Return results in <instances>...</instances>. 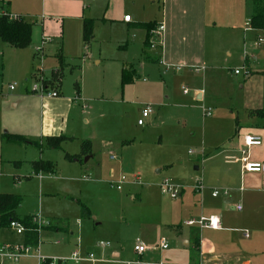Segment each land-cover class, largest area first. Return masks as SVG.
I'll return each mask as SVG.
<instances>
[{"label":"rangeland","instance_id":"374dc122","mask_svg":"<svg viewBox=\"0 0 264 264\" xmlns=\"http://www.w3.org/2000/svg\"><path fill=\"white\" fill-rule=\"evenodd\" d=\"M119 1L123 3L124 0ZM105 2L100 0V16L107 6ZM40 9V3L35 1L30 16H38ZM2 13L0 11V15ZM125 16L134 18L130 10ZM26 21L34 24V37L39 41L36 47L32 49L30 44L15 50L0 41V193L20 197L19 215L39 214L43 220L51 222L52 227L61 226L63 231L55 236L49 230L41 231L42 253L58 254L60 247L53 243H66L70 232H74L75 239L79 231L77 220L81 222L80 233L85 241L98 242L100 237L110 235L107 230L115 227L125 248H133L136 243L154 248L160 240L157 232L161 230L154 233L146 227L159 222L158 214L175 204L161 194V183L168 181L185 192L190 191L191 195L194 193L195 201L203 193L196 191L200 181L203 189L225 191L215 184L216 164L225 163L230 156L224 152L226 145L231 140L237 143V135L240 137L253 127L255 118L249 113L262 106V84H245L251 74L246 76L238 61L232 60L223 66L224 70L211 72L212 82L203 83L202 74L188 73L186 67L179 73L175 71L177 66L183 65L163 70L156 63L146 62L140 44L131 41L126 26L116 19L107 24L92 21L93 39L89 50L94 58H90L89 51V57L79 62V74L64 71L61 91L62 96L71 97L69 101H72L74 83L81 77L79 86L83 82L91 101L74 104L73 114L79 128L83 127L82 136L96 132L100 147L98 144L92 146L88 163L84 162L88 157H82V163L74 164L67 156H80L78 143L62 142L58 149H51L44 139L28 146L33 139L26 142V137L19 135L26 129L32 135L37 133L38 116L27 101H12L11 96L18 97L29 86L26 95L37 97L30 92L34 82L48 87L59 78L57 73L50 81L43 80L41 74L38 76L36 69L48 66L44 67L43 60L36 59L35 49L42 39L49 43L52 39L41 35L39 19L30 17ZM127 43L129 48H126ZM259 49L263 51L260 58L264 71V47ZM83 53L82 48L77 58ZM85 62L87 66L82 74ZM118 63H125L132 77L129 85L133 86L126 95L125 104L120 101L123 90L113 77V67ZM234 70H239L240 74L235 75ZM10 86H14V91H9ZM203 91L204 100H195V95ZM147 107L151 114L144 126L139 127L138 118ZM202 108H210L211 117L204 118ZM48 129L55 131L51 120ZM18 137L22 140H16ZM129 141L130 144L123 145ZM103 144L111 145L114 162H109L103 153ZM39 160L50 162L55 171L51 176L44 174L40 183L31 170V163ZM99 161L100 176L96 172ZM83 176L89 181H84ZM136 179L139 184H127ZM120 180L125 183L120 191L110 188V182ZM82 205L88 209L90 217L81 216ZM46 232L49 235L42 234ZM2 236L18 238L6 229L0 231V241ZM148 242L153 244L147 245ZM257 264L262 263L258 260Z\"/></svg>","mask_w":264,"mask_h":264},{"label":"crops","instance_id":"0c3cea01","mask_svg":"<svg viewBox=\"0 0 264 264\" xmlns=\"http://www.w3.org/2000/svg\"><path fill=\"white\" fill-rule=\"evenodd\" d=\"M35 1L40 3L41 9L40 12H37L38 16H30ZM105 3L107 6L100 16V0H0V11L8 13L10 16H18L25 21L30 17L39 19L41 35L51 37L52 41L45 44L42 53L36 56L40 62L43 60L44 67H48L37 68L36 71L38 76L41 74L42 79L48 81L52 80L54 72L59 75L57 81L47 85V90H57V98L28 96L26 94L29 93V86L25 88L26 93L24 91L18 97L11 96L12 101H27L30 106L35 108V116H38L37 133L33 132L32 135L28 129L19 132V135L26 137V142L28 139L29 141L33 139V141L31 140L33 143L30 142L28 146L37 144L44 139L59 137L65 138V143L76 142L79 144L80 156L78 154L71 156L74 164L82 163V157H88L86 162L88 163L91 158L92 146L98 144L100 147V142L96 141V132H85L86 134L82 136L83 127L79 128V122H76V116L73 114L74 104L81 105L91 101L85 92L83 82L79 86L81 77L74 83V88L76 85L78 92L75 89L72 101H69L71 97L62 96L61 91V79L64 71H68L70 74L75 72L79 74L81 73L79 62H84L89 54L91 59L94 58L90 51L93 38L91 37L88 44H84L82 38L85 20L107 24L116 19L117 22L126 26L131 41L137 43L138 46L140 44L142 57L146 62L156 63L163 70L169 66L183 65V71L186 67L188 73L202 74L203 83L212 82L211 72L224 70L226 67L223 66L232 60L238 61L243 71L247 72L248 76L251 74L245 84L247 82L262 84L263 98L262 74L264 71L260 58L263 51L256 46V40L263 36L264 31L254 30L250 27L253 0H124L123 3H120L119 0H106ZM127 10H130L134 17H130L129 22L123 20L124 17H127L125 16ZM29 24L32 26L30 46L33 49L39 41L34 37V24ZM144 24H154L155 27L163 26L160 48H146L147 33L137 28L138 25ZM82 48L84 53L81 58H77L82 52ZM126 48H129L128 43ZM60 59L63 64L62 68ZM124 65L125 63H118L113 67V77L119 85V89H121L122 71L128 68ZM86 66L87 62L83 65L82 74H85ZM193 68L198 71L192 70ZM173 73L176 74V72ZM142 82L144 83L145 80ZM98 85L100 84L98 83ZM131 86L133 84L125 85L121 89L123 90L120 97L121 103L125 104L126 95L130 92ZM204 97L205 92L203 91V93H197L194 99L202 102ZM94 100L92 99V101ZM85 108L86 106H84ZM256 110L249 113L250 117L255 118H253L255 120L253 127L247 129L242 136L237 135V143L231 140L226 145L227 150L224 152L230 155L227 157L240 159L244 137L254 136L261 139V145L251 148L248 158L251 162L264 163V118L256 117L254 115ZM49 120L52 121L55 131L48 129ZM83 142L89 143L85 146V150ZM130 143V141L123 142V145ZM38 145L40 146V144ZM102 151L108 157L109 162L116 160L110 144H103ZM14 164L19 166L18 163ZM216 169L215 184L219 189H225L227 195L212 198L213 189L209 191L207 188L202 190L203 193L200 194L199 200L195 201V194L191 195L190 191L185 192L183 189L177 199H172L175 204L158 214L159 222L146 227L153 230L154 233L158 229L161 230V232H157L160 240L154 248L147 247L149 249L142 255H137L131 246L129 249L124 247L123 239L115 227L107 228L110 235L100 237V242H96L97 240L85 241L80 233L82 227L79 220L76 221L79 231L75 239H73L74 232H70L66 243L63 244L59 241L53 243L54 246L60 247L58 254L57 252L54 254L42 253L39 242L41 231L49 230L52 232V236L63 231L61 226L52 227L51 222L46 220L49 222V226L42 228L39 232V241L36 247L38 253H32V261L30 258H24L18 264H38L37 254L44 259H56L70 257L75 252H79L82 257L91 254L96 261L79 263L70 261L66 264H257L258 260L264 264V177L260 174L243 173L239 162L225 161L221 165L216 164ZM197 170L196 168L195 171ZM96 172L100 176V161ZM44 174L52 175V173L42 172L34 174L32 171V175L39 183L43 180ZM207 191L210 193L209 196L206 195ZM5 194L7 193H0V195ZM132 198L135 197L132 196ZM237 207H240V210ZM19 216L23 217L24 215ZM202 217H217L221 229L214 231L200 229L196 225H185L187 221L198 220ZM3 230L0 229V231ZM6 230L14 234L9 229ZM42 234L49 235L48 232ZM16 236L18 238L2 236L0 248L7 245H22L23 236ZM161 242L167 244V250L161 251L157 248ZM99 243L109 245L99 247ZM151 244L153 243H147V245Z\"/></svg>","mask_w":264,"mask_h":264},{"label":"built area","instance_id":"2783aa9c","mask_svg":"<svg viewBox=\"0 0 264 264\" xmlns=\"http://www.w3.org/2000/svg\"><path fill=\"white\" fill-rule=\"evenodd\" d=\"M9 20L16 21L20 19L18 16H10ZM125 22H129V17H124ZM249 25V24H248ZM163 32V26L158 25L155 27V30L152 31V35L158 36L154 38L152 36V39L150 40V48H156L162 46V35ZM48 41L43 39L41 41V45L35 49V56H39L42 53L43 46L47 44ZM256 46L258 47H264V34L262 37H259L256 40ZM183 69V66H177L175 68L176 72H180ZM192 70L198 71V69L193 68ZM233 73L235 75H239V70H234ZM244 74L248 76V73L244 71ZM10 91L14 90V86L9 87ZM30 92L40 98L48 97V98H57L58 92L57 90H47V87H42L41 83H34L31 87ZM184 93H187V89H184ZM151 114V109L149 107L142 110V113L140 115V118L137 121V125L139 127H143L145 124V119L149 117ZM202 115L204 118L211 117V110L209 108L205 109L202 108ZM261 145V139L259 137L254 136H246L243 139V150L241 152L242 157L240 159H236L234 157H227V162H239L241 164V170L243 173H249V174H260L264 177V163L259 162H251L248 158L249 150L254 147H259ZM82 179L84 181H88L89 178L86 176H83ZM130 184H139L137 179L132 182H128ZM127 183V184H128ZM124 181H117V182H110V188H114L116 191H120L122 189V186L124 185ZM161 194L163 196H167L170 199H177L180 196V193L182 192V187L171 184L168 181H164L159 186ZM203 190L200 182L197 184L196 191L201 192ZM220 195L226 196V191H212L211 197L212 198H218ZM238 210H240V207H237ZM32 223L36 226V229L38 232L42 228H46L49 226V222L42 219V217L38 214L35 215L32 218ZM187 226H198L200 229H207V230H220V222L217 217H207V218H200L198 220H190L185 223ZM8 229L12 231L14 234L18 236H23L24 234V228L17 222H10ZM247 237V235H245ZM109 244H103L99 243V247L108 246ZM159 250L164 251L168 249V246L166 243L161 242L160 245L157 247ZM37 248L30 247V246H24L22 245H7L0 248V264H18L21 259L24 258H31L32 252H37ZM149 248L141 245L140 243H136L133 247V251L137 255H142L145 251H147ZM36 259L38 261V264H44L48 262L49 264H66L67 262L73 261L76 263L88 261V262H95V258L93 255L89 254L85 257H82L79 252L73 253L70 257H64V258H56V259H44L43 257L39 256V254L36 255Z\"/></svg>","mask_w":264,"mask_h":264},{"label":"trees","instance_id":"16d2710c","mask_svg":"<svg viewBox=\"0 0 264 264\" xmlns=\"http://www.w3.org/2000/svg\"><path fill=\"white\" fill-rule=\"evenodd\" d=\"M8 13L3 12L0 15V41L3 44L10 46L13 49H22L30 45L32 26L27 23L24 19L20 18L16 21L9 20ZM250 27L254 30L264 31V0H253V15L250 19ZM137 28L146 31V48H150V38L152 37V31L155 30L154 24L138 25ZM93 22L91 20H85L83 23L82 38L84 44H88L92 37ZM61 57V56H60ZM60 67L62 68L63 64ZM60 68V70H61ZM55 74V72H54ZM263 78V89H264V74ZM132 83V77L130 71L123 70L121 74V89L125 85ZM75 89L78 92V87L75 85ZM254 115L258 118H264V94L262 98V106L259 110L254 112ZM16 140H22L18 137ZM24 140V139H23ZM66 139L63 137L49 138L46 139V144L51 149H58L59 145ZM26 141V139H25ZM83 147L88 145V142H83ZM88 151L90 149L88 148ZM68 160L72 161V157H67ZM31 170L34 174L52 173L54 167L50 162L36 161L31 164ZM21 199L16 195H0V229H8L10 222H17L24 228L23 234V245L36 248L39 241V232L36 226L32 223L30 216H19L17 209L20 207ZM81 216L84 218L90 217L89 211L86 207L81 206ZM44 264H49L48 262Z\"/></svg>","mask_w":264,"mask_h":264},{"label":"water","instance_id":"95a60500","mask_svg":"<svg viewBox=\"0 0 264 264\" xmlns=\"http://www.w3.org/2000/svg\"><path fill=\"white\" fill-rule=\"evenodd\" d=\"M87 160H88V158H85V159H84V162L86 163V162H87Z\"/></svg>","mask_w":264,"mask_h":264}]
</instances>
